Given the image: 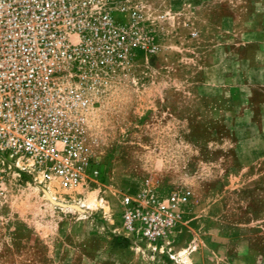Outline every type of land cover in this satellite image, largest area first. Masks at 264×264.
Listing matches in <instances>:
<instances>
[{
    "label": "rangeland",
    "instance_id": "374dc122",
    "mask_svg": "<svg viewBox=\"0 0 264 264\" xmlns=\"http://www.w3.org/2000/svg\"><path fill=\"white\" fill-rule=\"evenodd\" d=\"M214 2L143 0L144 33L158 49L136 54L84 122L100 176L74 187L0 184V264H229L209 247L224 235L247 236L264 255L261 184L232 187L237 136L197 89L202 16L224 9ZM148 188L190 192L165 239L172 259L122 230L123 196Z\"/></svg>",
    "mask_w": 264,
    "mask_h": 264
},
{
    "label": "built area",
    "instance_id": "2783aa9c",
    "mask_svg": "<svg viewBox=\"0 0 264 264\" xmlns=\"http://www.w3.org/2000/svg\"><path fill=\"white\" fill-rule=\"evenodd\" d=\"M142 12L143 0H0V184L74 187L100 176L84 122L136 54L156 53ZM189 197L151 188L123 196V232L172 259L165 239Z\"/></svg>",
    "mask_w": 264,
    "mask_h": 264
},
{
    "label": "crops",
    "instance_id": "0c3cea01",
    "mask_svg": "<svg viewBox=\"0 0 264 264\" xmlns=\"http://www.w3.org/2000/svg\"><path fill=\"white\" fill-rule=\"evenodd\" d=\"M214 3L211 8L224 9L214 15L207 9L202 16L199 98L215 103L210 112L230 119L237 136L232 187L261 184L255 197L264 205V0ZM209 247L229 264H264V255L247 236L224 235Z\"/></svg>",
    "mask_w": 264,
    "mask_h": 264
}]
</instances>
